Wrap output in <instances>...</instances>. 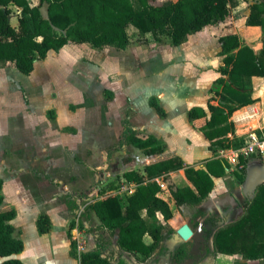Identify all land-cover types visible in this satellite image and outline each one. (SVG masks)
<instances>
[{"label":"rangeland","instance_id":"1","mask_svg":"<svg viewBox=\"0 0 264 264\" xmlns=\"http://www.w3.org/2000/svg\"><path fill=\"white\" fill-rule=\"evenodd\" d=\"M10 11V23L18 29L21 9L12 5ZM41 11L46 14V4ZM128 34L130 43L123 49L95 48L70 41L38 59L29 74L21 73L12 62L0 64V177L5 182L8 199L3 206L15 207L16 201L26 211L17 223L18 234L26 229V264H65L57 259L58 250H67L73 257L68 264H79V253L96 246L99 235L96 227L100 221L89 205L109 194L124 199L121 196V192L127 191L122 189L124 172L130 168L141 170L145 163L143 150L123 141L124 121L130 122L143 137L150 130L160 129L149 100L156 98L161 106L165 102L181 105L179 97L191 88L197 71L203 70L205 63L213 65L218 55L212 43L203 50L197 47L196 33L181 47L172 45L166 34H141L133 26L128 27ZM203 35L210 36V31H204ZM174 94L180 101H173ZM180 117L184 118L183 113ZM165 127L168 134L175 126L165 123ZM176 130L179 134L173 138L168 134L169 137L176 146L185 145L189 140L185 128L180 125ZM194 147L198 152L202 146L196 141ZM254 156L262 160L261 155ZM239 163L243 161L239 159ZM227 174L225 183H241L239 164L234 163ZM16 187L20 191L17 195ZM159 194L169 197L167 183ZM225 200H221L224 205L219 207L207 204L202 211L215 219L210 236L239 219L246 210L244 194L240 195L238 205ZM170 207L176 214L186 212V221L192 226L201 214L192 206L186 210L171 202ZM48 213L53 218L49 224V230L53 228L51 235L67 233L70 249H65L63 239L60 243L57 237L56 246L52 247L50 242L49 251L37 250L32 237L37 218ZM169 228L167 221L161 245L149 258L140 261L127 254L129 264H157L168 247L177 250L181 245L185 255H191L196 246L193 239L174 240ZM73 229L84 240V250L77 249ZM103 233L113 246L114 236L106 229ZM144 240L151 239L145 236ZM206 245V257L193 264H228L227 259H217L212 238ZM233 264H244V260Z\"/></svg>","mask_w":264,"mask_h":264},{"label":"trees","instance_id":"2","mask_svg":"<svg viewBox=\"0 0 264 264\" xmlns=\"http://www.w3.org/2000/svg\"><path fill=\"white\" fill-rule=\"evenodd\" d=\"M244 1L250 9L246 24L260 27L263 47L255 50L234 33L220 36V75L211 86L218 104L210 102L212 97L207 110L194 106L188 112L190 120L206 118L200 130L213 151L243 144V138L229 140L228 133L233 132L229 118L235 110L255 101L251 77L264 76V0ZM44 4L45 15L41 11ZM12 5L21 9L18 29L10 23ZM237 5L238 0H38L36 4L28 0H0V64L12 62L21 73L29 74L38 59L45 58L50 51H58L70 41L88 43L95 48L123 49L130 43L129 26L141 34H166L170 43L177 46L189 34L225 20ZM149 103L159 115L165 114L156 98H151ZM123 141L143 150L146 156L156 158L144 163L143 172L132 168L124 172L126 180L137 184L125 199L109 194L89 205V210L100 221L96 227L99 235L94 248L79 253V264H129L127 254L146 260L160 247L164 235L165 225L157 213H161L165 221L173 216L168 201L159 195L161 187L156 178H166L169 172L183 168V160L176 154L165 153V143L155 136H138L127 120ZM228 165L226 159L213 157L206 160L203 168L186 166L184 173L191 186L168 184L174 202L200 204L214 186L213 177L223 176ZM1 186L2 179L0 257L4 259L0 264H23L15 256L24 248L23 241L13 235L11 220L16 210L3 206ZM49 224L46 214L37 219L41 233L48 231ZM105 229L114 236L113 246L103 233ZM168 231L174 232L172 228ZM145 236L151 241L146 242ZM213 245L220 253H238L247 260L264 259V183L257 186L239 219L214 232ZM185 252V248L179 246L175 259L185 256Z\"/></svg>","mask_w":264,"mask_h":264},{"label":"crops","instance_id":"3","mask_svg":"<svg viewBox=\"0 0 264 264\" xmlns=\"http://www.w3.org/2000/svg\"><path fill=\"white\" fill-rule=\"evenodd\" d=\"M247 5H244L246 4ZM247 6V8H246ZM250 9L248 7V2L241 0L238 1V5L232 8L231 14H235L233 17H231V14L223 21L216 22L214 24H209L204 26L201 30L192 33L195 34V38L197 37V41L195 42L197 47H199L201 50H203L204 47L208 43H212L213 47L215 48V53H218L221 49L219 37L228 33H234L237 34L241 40L251 45L255 50H259L263 47V40H262V31L259 26H252L247 25L246 20L249 15ZM226 29V30H225ZM210 31V36L204 37V31ZM189 34L187 39L181 43L180 45H177L179 47L187 44L190 42V39L192 38ZM221 57L219 55H215L213 62L209 65V63H205V66H203V70L197 71L195 74V77L193 78L191 88L184 93V95H181L182 104H173L167 103L163 106H161L165 112L163 116L159 115L154 107L151 106V108L154 110L155 114V121L159 122L160 129L155 128L154 130H150L148 135H153L157 139L161 140L163 143H165V153L167 154H176L181 157L183 160V168L177 170V171H171L167 175L166 178L160 177L159 179L165 184H172L174 186L180 187L184 185H190L191 182L186 178L184 173V168L186 166H194V167H205V162L209 158L213 157H219L223 158L226 157L228 160L229 167H226V172L221 177H213L214 180V186L211 190V192L208 194V196L197 205H189V204H183V205H177L173 198L171 197L168 189V198H165L170 205L171 202L175 204V206L178 208H185L186 210L191 209L190 206L193 208H196L197 210H200L201 214H199L198 218L196 219V225L192 226L190 221L187 222L186 219L188 218V215L186 212L177 213L175 210H172L173 216L167 220L169 221L170 228L174 230L173 232V238L174 240H179L181 238H176V229L180 227L182 224L187 223L193 230V235L190 238H194L196 233H200L201 239H205L208 237V239L212 238L213 235L210 236V233H212V228L209 229V226L206 228H203L198 225V223L205 222L208 220V222L211 223V225L214 226L215 219L208 217V212L203 214L202 211L206 209L205 206L207 204L213 205L215 207L224 205L223 199H226L225 202L229 199L231 202H234V205H238V202H241L240 195L244 194L247 197V203L250 201L256 192L257 186L261 183H264V154L261 155V159L254 156V154L258 155V153L251 154L248 156V158H245L243 160V163H239V167L241 168V176L239 178V181L241 183H235L233 185H229L225 183L226 179L228 178V172L230 168L233 167L234 162L232 161L234 159V151L236 149H233L231 146L224 149H217L215 151L211 150L209 148V142L208 140L202 135V132L200 130V127L205 123L206 118H196L194 120H190L188 118V112L189 110L194 106H200L203 107L205 110H207V103L209 102V99L214 97L212 100H210L213 104H218V100L215 95H213L211 91V86L213 85V81L220 75L218 72V66L220 64ZM208 64V65H207ZM207 65V66H206ZM251 86L253 89V98L255 101L249 105L243 106L233 112L229 120L233 123V132L228 133L229 140L232 141L235 138H243L245 139L247 136V133L250 131H255L257 133H264V76H252L251 77ZM173 101H180L178 99L177 94H174ZM171 105V106H170ZM183 113V117H180V114ZM130 125V122H128ZM165 123H172L175 127L173 129H167L168 134L172 135V138L175 134H179V131L176 130V127L182 125V127L185 128L184 131H186V136L189 137V140L186 142L185 145L179 144V146H176L173 143V140L169 137V135L165 132ZM133 130L135 128L130 125ZM255 126V127H254ZM152 128V127H151ZM175 129V130H174ZM135 133L138 136L139 133L135 131ZM184 133V132H182ZM143 137V136H141ZM181 137V136H180ZM183 137V136H182ZM186 138V137H185ZM187 139V138H186ZM201 143V150L198 152L194 151L195 142ZM238 149V148H237ZM145 163L150 162L151 160H154L156 157H148L145 156ZM241 158V157H240ZM201 162V163H200ZM200 163V164H198ZM131 169V168H130ZM140 172H143V168L141 170H138ZM0 179H2L0 177ZM123 185H127V191L121 192V196L125 199L127 195L132 193L136 188V183L133 181H128L125 179V183ZM163 189V188H161ZM14 192L19 194V189L16 187L14 189ZM1 193L3 195V205L6 201H8L6 193H5V182L2 179V186H1ZM218 194V195H217ZM238 200V201H237ZM15 203V210L16 215L11 220V223L14 227L13 235L17 238H20L24 243L23 250L18 253L17 256L20 258L23 262V264H26L25 261V252L27 248V242H26V229H23L24 232L22 234H18V225L17 223L20 221L18 220L21 216H25L23 205H16ZM247 205V204H246ZM245 213V211H244ZM50 217H49V216ZM49 220L53 221V218L48 213ZM158 219L161 221L162 224L165 225V221L161 213H157ZM22 218V217H21ZM39 218V217H38ZM37 218V219H38ZM52 229H48L47 232L41 233L39 232L37 228V222H36V231H34L33 242L35 243V246L37 247L38 251H43L47 249L49 251V248L55 247L57 244V237L60 239V243L62 240V243H64L65 249H70V240L66 233V235L62 236L61 234L58 236L51 235ZM206 232V233H204ZM149 237V236H148ZM150 238V237H149ZM151 239V238H150ZM183 240V239H182ZM151 241V240H150ZM149 241V242H150ZM52 243L50 247L49 244ZM217 259L224 258L227 259L228 264H233L237 260H244V264H264V259H253V260H247L242 257L241 254H224L217 252L215 250ZM208 253L202 254V257H206ZM56 257L57 259H62L65 264H68V262L74 260L73 257L69 254V252L66 251H56ZM201 258V257H200ZM200 258L197 260L199 261ZM4 257H0V263ZM256 262V263H252ZM262 262V263H261Z\"/></svg>","mask_w":264,"mask_h":264},{"label":"built area","instance_id":"4","mask_svg":"<svg viewBox=\"0 0 264 264\" xmlns=\"http://www.w3.org/2000/svg\"><path fill=\"white\" fill-rule=\"evenodd\" d=\"M234 159L232 160L234 163L239 164L240 157H247L251 154L258 153L264 154V133H257L255 131H250L247 133L246 138L244 139L243 144L238 147L234 152ZM226 159V157H223ZM227 160V159H226ZM228 161V160H227ZM157 183L161 188H164L165 184L159 179L156 178ZM123 190L127 189V185L122 187ZM74 239L76 240V247L78 250L85 249V242L83 239L79 238V232L77 229H73Z\"/></svg>","mask_w":264,"mask_h":264},{"label":"flooded vegetation","instance_id":"5","mask_svg":"<svg viewBox=\"0 0 264 264\" xmlns=\"http://www.w3.org/2000/svg\"><path fill=\"white\" fill-rule=\"evenodd\" d=\"M199 224L203 228H206L209 226V229H211L213 226L211 225L210 222H208V220L207 222L205 221V222L198 223V225ZM193 241L196 243V246H195L196 249L195 248L191 249L190 251L191 255L186 254L183 257L175 259V254L177 250H173L172 247H168L166 252L162 254L160 258L158 259L157 264H190V263L193 264L194 262H197L198 261L197 259L202 257V254L204 255L205 253H207L206 243L208 241V237H206L205 239H201L200 233H196L195 237L193 238Z\"/></svg>","mask_w":264,"mask_h":264},{"label":"water","instance_id":"6","mask_svg":"<svg viewBox=\"0 0 264 264\" xmlns=\"http://www.w3.org/2000/svg\"><path fill=\"white\" fill-rule=\"evenodd\" d=\"M193 235V230L189 224L184 223L176 229V238H181L183 240L189 239Z\"/></svg>","mask_w":264,"mask_h":264},{"label":"bare ground","instance_id":"7","mask_svg":"<svg viewBox=\"0 0 264 264\" xmlns=\"http://www.w3.org/2000/svg\"><path fill=\"white\" fill-rule=\"evenodd\" d=\"M255 127V126H254Z\"/></svg>","mask_w":264,"mask_h":264}]
</instances>
